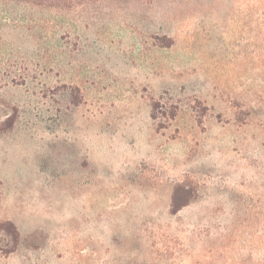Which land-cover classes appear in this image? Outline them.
Here are the masks:
<instances>
[{
  "label": "rangeland",
  "instance_id": "374dc122",
  "mask_svg": "<svg viewBox=\"0 0 264 264\" xmlns=\"http://www.w3.org/2000/svg\"><path fill=\"white\" fill-rule=\"evenodd\" d=\"M0 264H264V0H0Z\"/></svg>",
  "mask_w": 264,
  "mask_h": 264
},
{
  "label": "trees",
  "instance_id": "16d2710c",
  "mask_svg": "<svg viewBox=\"0 0 264 264\" xmlns=\"http://www.w3.org/2000/svg\"><path fill=\"white\" fill-rule=\"evenodd\" d=\"M1 1H3V0H1ZM151 116H152L153 119L156 117V107H155L154 104L151 107ZM171 116H174V114H172ZM175 198H176L175 194L173 193L172 204H171V206H172V208H171L172 211L171 212L172 213L177 212L180 209V207L183 206V205H176V199ZM4 226L5 225H3V226L1 225V227H4ZM6 226H9V228L12 230V232H14V239H15V242H17L18 235H17V232H16L14 226L12 224H9V223ZM6 226L4 228H5V230L7 232H9L8 229H6L7 228Z\"/></svg>",
  "mask_w": 264,
  "mask_h": 264
}]
</instances>
